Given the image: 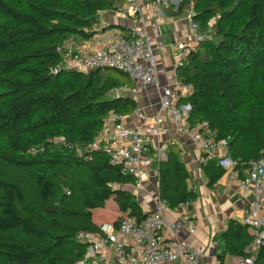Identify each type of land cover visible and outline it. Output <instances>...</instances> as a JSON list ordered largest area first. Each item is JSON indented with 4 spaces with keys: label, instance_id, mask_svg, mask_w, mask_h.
<instances>
[{
    "label": "trees",
    "instance_id": "16d2710c",
    "mask_svg": "<svg viewBox=\"0 0 264 264\" xmlns=\"http://www.w3.org/2000/svg\"><path fill=\"white\" fill-rule=\"evenodd\" d=\"M125 0H0V264H79L97 235L94 211L116 203L121 215L144 218L136 196L125 187L135 180L111 165L103 150L78 156L101 133L111 113L130 116L134 99L113 94L131 86L118 70H54L58 48L69 40L96 35L102 12ZM190 4L183 0L177 14ZM193 22L207 32L215 20L216 39L198 46L177 69L192 92L177 101L189 107V128L203 123L244 174L264 151V0H197ZM204 30V31H203ZM63 144L58 146L57 140ZM209 186L224 176L217 160L202 164ZM159 197L171 210L192 204L189 173L180 149L171 144L158 163ZM217 259L245 258L253 238L231 221L216 239ZM255 264H264V252Z\"/></svg>",
    "mask_w": 264,
    "mask_h": 264
},
{
    "label": "built area",
    "instance_id": "2783aa9c",
    "mask_svg": "<svg viewBox=\"0 0 264 264\" xmlns=\"http://www.w3.org/2000/svg\"><path fill=\"white\" fill-rule=\"evenodd\" d=\"M182 2L183 0H150L149 12L159 23L164 24L168 9L172 8L177 12ZM124 4L132 15H139L140 8L136 0H125ZM195 14V6L189 5L185 18L193 26ZM95 29L94 26L93 30ZM210 40L209 32L196 31L193 41L178 43L174 48L176 68L183 67V60L195 53L200 44ZM58 52L62 63L54 70L55 73L60 69L84 73L105 68L118 70L138 85L132 88L123 86L115 92L137 95L143 87H154L160 94L161 109L169 113L173 123L179 129L186 123L189 109H180L173 92L161 86L154 48L144 30L135 29L130 35L117 32L105 50L90 55H86L80 46L67 43L60 46ZM183 88L188 94L192 92L190 85H183ZM125 119L126 116L111 113L94 141L86 147H76L74 151L78 156H83L87 151L103 150L109 157L110 164L119 167L123 175L132 177L135 180L132 186L142 189L147 171L153 164L167 158L165 148H153L150 143L151 140L162 136L165 129L161 126L159 117L153 120L152 125L143 128L128 127ZM188 132L194 146L201 153V165L216 159L228 182L239 179L242 188H252V200L242 220V224L253 237V242L247 249L252 255L242 258L238 264H255L256 255L260 251L264 252V151L259 161L246 164L241 177L235 170L239 161L229 154L227 141H216L207 123L188 127ZM219 148L226 149L225 154L217 155ZM187 205L183 204L178 208ZM183 221L189 234L194 235L198 228L197 223L187 213L183 215ZM164 226L161 210L154 211L144 218L126 215L117 225L114 222L102 223L96 236L81 233L79 240L89 243V253L100 257L103 264H199V251L187 240L174 236L176 226L170 227V237H166ZM217 264L222 263L217 261Z\"/></svg>",
    "mask_w": 264,
    "mask_h": 264
},
{
    "label": "crops",
    "instance_id": "0c3cea01",
    "mask_svg": "<svg viewBox=\"0 0 264 264\" xmlns=\"http://www.w3.org/2000/svg\"><path fill=\"white\" fill-rule=\"evenodd\" d=\"M136 1L140 8V13L136 17L130 13L125 4L119 6L117 11L102 12L99 15L97 25H95L97 33L92 39L69 40L67 44L80 46L86 55H90L96 51L105 50L117 32L130 35L135 29H142L151 39L161 86L170 89L177 97V101L186 98L189 94L184 90L177 75L174 48L178 43L193 41L195 32L198 31L196 25L193 26L185 18L186 9L177 14L172 8L168 9L166 13V22L161 24L149 12L150 0ZM183 62L186 64L187 59H184ZM129 81H131V86H129L131 88L138 85L130 78ZM113 95H124L134 99L137 103V110L132 115L126 116L125 124L128 127H147L152 125L156 117L160 118L165 133L151 140L150 143L153 148L162 147L165 150L171 144L179 147L181 160L189 173V188L197 194V200L184 208L171 210L166 207L159 197L158 164H153L147 171L142 189L132 185L125 187V189L136 196L142 212L152 213L161 210L166 237L172 236L170 227L175 225L174 236L180 240H187L193 248L199 251V264H217V245L215 246L214 243H217V238L219 239L224 235L231 221L242 224L245 210L252 200V188H242L239 179L228 182L225 176L209 186V178L205 175L199 162L201 153L191 140L187 122L181 129L173 123L169 113L161 109L160 94L154 87H143L137 95H132L129 92H115ZM186 107L184 105L179 106L180 109L187 110ZM225 152L226 149L224 148H219L216 151L217 155L225 154ZM185 213L198 226L196 233L192 236L183 221ZM119 214L121 215L118 209L116 217L109 219L94 211V221L98 225L113 223L120 216ZM240 260L241 258L230 255L225 258L226 264H238ZM79 264H103V261L98 256H92L88 251L84 260Z\"/></svg>",
    "mask_w": 264,
    "mask_h": 264
},
{
    "label": "rangeland",
    "instance_id": "374dc122",
    "mask_svg": "<svg viewBox=\"0 0 264 264\" xmlns=\"http://www.w3.org/2000/svg\"><path fill=\"white\" fill-rule=\"evenodd\" d=\"M197 0H190V4L189 5H194L196 4ZM214 25H215V20H212L209 24V27L207 30V32H209L210 36H211V41L215 40V30H214ZM204 31V30H203ZM56 143L58 144V146H61L60 144H63V141L61 139L57 140ZM5 141L4 139H0V145H4ZM96 213L99 215H102L104 218H109V219H114L118 213V208L117 205L115 204V202L113 201H109L106 205L105 209H100V210H96ZM120 215V214H119ZM117 220V218H116Z\"/></svg>",
    "mask_w": 264,
    "mask_h": 264
},
{
    "label": "water",
    "instance_id": "95a60500",
    "mask_svg": "<svg viewBox=\"0 0 264 264\" xmlns=\"http://www.w3.org/2000/svg\"><path fill=\"white\" fill-rule=\"evenodd\" d=\"M99 70H102V69H99ZM103 70H110V71H112V70H115V69H111V68H105V69H103ZM116 71V70H115ZM188 109H190L189 107H187Z\"/></svg>",
    "mask_w": 264,
    "mask_h": 264
}]
</instances>
